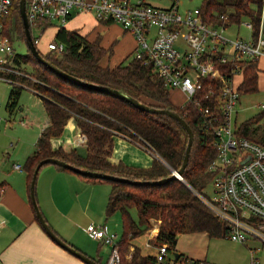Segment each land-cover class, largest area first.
<instances>
[{
  "label": "trees",
  "instance_id": "trees-1",
  "mask_svg": "<svg viewBox=\"0 0 264 264\" xmlns=\"http://www.w3.org/2000/svg\"><path fill=\"white\" fill-rule=\"evenodd\" d=\"M200 7L203 17L214 24L231 26L243 21L252 23L255 36L261 25L264 33V0H202ZM72 18L69 17L68 21ZM6 32L12 42L16 38L25 42L18 3L7 19ZM55 40L65 44L62 54L53 51L41 53L51 65L81 81L119 90L148 106L176 111L194 132L183 180L174 179L160 185H134L78 174L89 182H107L111 185L106 214L110 217L118 211L121 213L123 234L118 242L121 264H162L157 262L155 256L143 255L137 246L128 259L132 240L155 226L151 219L158 223L154 246L166 245L168 253L173 256L178 253L176 245L179 234L205 232L211 238L225 237L228 230L226 225L191 190L203 191L208 186L212 179L209 165L216 154L212 145L213 135L204 130V120L197 110L193 106H175L169 90L153 68L140 60L133 58L113 67L103 64L101 60L104 56L113 54V46L104 48L99 40L90 41L78 31L68 30L64 26L57 29ZM16 57L18 68L30 78L12 75L19 85H12L7 110H14L25 85L36 91L48 118L34 152L23 166L29 186L37 164L46 158H56L86 171L132 181H156L180 170L188 145V134L177 121L167 115L142 111L123 99L70 82L39 63L28 47L26 54L18 53ZM257 62L245 64L242 94L258 91ZM263 118L264 112L241 123V136L264 145ZM71 120L87 138L84 155L75 149L66 152L52 146V140L62 136ZM117 135L145 143L161 160H155L148 169L113 162V139ZM133 209L136 210L137 219L132 215ZM164 264L208 262L188 259L179 254L177 262L166 261Z\"/></svg>",
  "mask_w": 264,
  "mask_h": 264
},
{
  "label": "built area",
  "instance_id": "built-area-1",
  "mask_svg": "<svg viewBox=\"0 0 264 264\" xmlns=\"http://www.w3.org/2000/svg\"><path fill=\"white\" fill-rule=\"evenodd\" d=\"M24 1L31 35L35 29L42 37L54 22L59 29L78 12L93 13L101 24L118 23L135 38L134 58L150 65L166 89L183 92L185 102L179 107L193 106L204 120V130L213 135L216 154L209 165L212 179L208 184L213 185L212 194L204 192L208 186L203 191L191 190L226 225L225 237L241 244L258 239L264 245V145L241 136V123H237L245 64L264 58L263 25L256 36L245 40L226 35L230 26L208 21L200 6L180 10L178 0H171L170 7L149 0ZM19 2L0 0V80L12 85H19L12 75L30 78L18 68L17 53L6 32L7 19ZM245 24L254 31L252 23ZM32 39L37 47L39 39ZM47 48L62 54L65 44L51 40ZM260 108L264 110V105ZM77 144H87L84 134L78 135ZM14 168L22 170L18 164ZM85 232L112 248L105 264H121L116 233L94 224ZM167 257V246H158L157 262L164 264ZM251 264L261 263L253 256Z\"/></svg>",
  "mask_w": 264,
  "mask_h": 264
},
{
  "label": "crops",
  "instance_id": "crops-1",
  "mask_svg": "<svg viewBox=\"0 0 264 264\" xmlns=\"http://www.w3.org/2000/svg\"><path fill=\"white\" fill-rule=\"evenodd\" d=\"M75 14L84 13L75 12ZM113 25L101 24L100 27L106 29ZM67 29L76 30L84 35L76 28ZM99 32L100 30L97 32L93 30L91 35L84 36H87L90 41L99 40L104 48L114 46L111 44L107 47L101 44L100 35H96ZM121 33V41H126L125 56L127 57L135 49L136 40L123 29ZM117 64L109 66L113 67ZM175 91L185 97L180 90ZM172 103L174 104L173 101ZM67 126L70 129H78L74 120L69 121ZM80 133L78 129L77 136L70 141L67 139L66 143L60 138L53 139V148H62L66 152L77 150L81 146L77 144ZM111 160L115 163L122 162L133 168L148 169L155 160L161 159L145 143L117 135L113 139ZM14 165L15 163L11 164L6 159L0 158V187L4 188V191L0 192V264H86L48 236L36 218L30 198L27 172L23 166L20 171L15 169ZM110 190L111 185L107 182H89L76 173L60 170L54 165L41 168L36 183L38 206L53 231L65 242L100 264L106 263L112 248L91 239L85 229L91 224L106 225L109 231L116 233L109 227L111 216L108 217L106 214ZM143 236L147 237L146 245L141 242L142 236L133 239V245L139 247L143 255H157L158 247L151 246L149 243L150 233L146 232ZM213 239L205 232L179 234L176 250L188 259L207 262ZM241 245L242 249L251 253L252 260L254 255L251 248L247 244ZM150 247H154L155 251L148 249Z\"/></svg>",
  "mask_w": 264,
  "mask_h": 264
},
{
  "label": "rangeland",
  "instance_id": "rangeland-1",
  "mask_svg": "<svg viewBox=\"0 0 264 264\" xmlns=\"http://www.w3.org/2000/svg\"><path fill=\"white\" fill-rule=\"evenodd\" d=\"M201 1L202 0H178L176 4L179 6L180 10L184 11L199 7ZM149 2L161 7H170L173 4V1L171 0H149ZM72 17L73 19L67 22L64 27L69 29L76 28L87 36L91 35L93 30L94 32L100 30L99 33L95 34L98 36L100 35L101 44L107 47L111 44L114 45V53L110 57H106L107 55L104 56L101 62L114 65L116 63L120 64L121 62L127 63L134 58L131 51L128 59H126V41H121L122 28L118 23H113V26L101 29V23L98 22L93 13L77 15L73 12ZM56 26H58V23L54 22L52 26H49L42 37L40 36L41 33L39 31L35 29L32 31V37L37 38L40 41L39 45H37V49L40 53L46 54L49 52L47 45L51 40H55V34L58 29L55 28ZM82 28L85 29L83 30ZM226 35L232 38L240 37L245 40H250L253 36V30L242 21L240 24L231 25L227 29ZM13 47L17 54L27 53L26 43L19 38H16L13 41ZM257 64L258 91L242 94L241 103L237 107L238 124L264 112V110L260 108L261 105H264V58H260ZM11 88V83L0 80V104L2 105V108L0 109V158L6 159V161L11 164L15 163L25 166L28 156L32 154L35 149L39 134L48 123V118L40 97H38V95H36L31 89L26 87L22 89L14 110L9 112L7 110V102ZM169 92L171 94V100L175 105H182L185 102V97L178 94L175 90H169ZM261 123L264 124V118ZM77 132V128L70 129L69 126H67L60 139L63 141L65 140L66 143L67 139H69V141L73 140L74 137L77 136ZM64 146L67 147L68 145ZM77 151L82 155L86 154L85 145L79 146ZM212 190L213 185L210 184L204 192L206 194H212ZM136 214V210L133 209L132 215L136 217ZM110 218L111 223L109 227L111 230L116 232L118 239L120 240L123 234L121 213L118 211L111 215ZM151 221L155 226L146 232L150 233L151 238L149 239V243L151 246H154V237L157 231L158 223L153 219H151ZM141 236V242L146 245L147 237L143 235ZM212 241L213 244L211 245L210 254L207 259L208 264H251V253L242 249L241 244L233 242L227 237H215ZM247 245L252 249V254L259 259L260 263L264 264L263 243L258 239H250ZM135 247L136 246H134L132 242L128 248V259H130L132 254L135 252ZM148 249L155 251L154 247H150ZM178 254L180 253L178 252ZM246 254L247 259L245 260ZM167 258L168 261L174 260V256L170 253H168Z\"/></svg>",
  "mask_w": 264,
  "mask_h": 264
},
{
  "label": "water",
  "instance_id": "water-1",
  "mask_svg": "<svg viewBox=\"0 0 264 264\" xmlns=\"http://www.w3.org/2000/svg\"><path fill=\"white\" fill-rule=\"evenodd\" d=\"M19 7H20V15H21L23 27H24L26 46L28 47V49L30 50L32 55L37 59V61L39 63L46 65L55 74L61 76L62 78L66 79L70 82H73L75 84L85 86V87H88V88H91V89H94V90L115 96L117 98L123 99V100L131 103L136 108H138L142 111H145L148 113H153V114L167 115V116L171 117L172 119H174L175 121H177L186 130V132L188 134V145L186 148L183 165L180 168V170L179 171H173V173L170 177L163 178V179L156 180V181H132V180L127 179V178L114 177V176L108 175V174L86 171V170L80 169V168L75 167V166H73V165H71L65 161H62V160H59L56 158H46V159L41 160L37 164V166L33 172L32 180H31V184H30V198H31V202H32V205L34 207V210H35L36 218L39 221L40 225L43 227V229L46 231L48 236L53 241H55L59 246H61L62 248H64L68 252H70L71 254H73L76 257H78L79 259H81L84 263H86V264H100L98 261H96L92 257H90L87 254L77 250L75 247H73L70 244H68L67 242H65L61 237H59L53 231V229L47 223L46 219L44 218V216H43V214H42V212L38 206L37 198H36V183H37L38 174H39V171L41 170V168H43L44 166H47V165H54V166H58V167H61L63 169L72 171L74 173L81 174V175H84L87 177H92V178L107 179V180L118 181V182H126V183H130V184H134V185H160V184H164V183L169 182V181L174 180V179H180V180L182 179L183 172L186 169L188 162H189L191 147H192V144L194 141V132L190 128L188 123L176 111L169 110V109H160V108L148 106V105L142 103L141 101H139V100H137V99H135V98L119 91V90H115V89H112V88H109L106 86H102V85H98V84H94V83H88V82L81 81L80 79H78V78H76V77H74L68 73H65L62 70L58 69L57 67L51 65L41 55V53L39 52V50L37 49V47L35 46V44L33 42L31 31H30V25H29L28 18L26 15L25 1L24 0H20ZM178 258H179V254L177 253L176 255H174V262H177Z\"/></svg>",
  "mask_w": 264,
  "mask_h": 264
}]
</instances>
